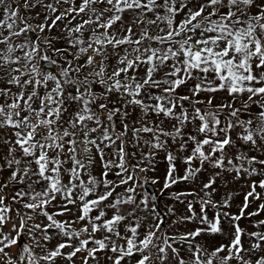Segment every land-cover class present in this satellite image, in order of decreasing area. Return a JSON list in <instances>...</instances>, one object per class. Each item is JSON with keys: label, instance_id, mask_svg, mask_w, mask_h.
Segmentation results:
<instances>
[{"label": "snow or ice", "instance_id": "1", "mask_svg": "<svg viewBox=\"0 0 264 264\" xmlns=\"http://www.w3.org/2000/svg\"><path fill=\"white\" fill-rule=\"evenodd\" d=\"M262 215L264 0H0V264H264Z\"/></svg>", "mask_w": 264, "mask_h": 264}, {"label": "rangeland", "instance_id": "2", "mask_svg": "<svg viewBox=\"0 0 264 264\" xmlns=\"http://www.w3.org/2000/svg\"><path fill=\"white\" fill-rule=\"evenodd\" d=\"M51 67V66H49ZM180 91L183 93L186 91V89L182 88L180 89ZM219 102V101H217ZM252 154H258L256 152H253ZM179 165V162H178ZM166 167H167V162L164 161L163 159V153L160 154L159 156V162L157 164V169L155 173H148V175L151 176H155L157 178L160 179V183L153 186L156 190V193L160 196L159 200H158V205H159V209L161 210V212H163L165 210L166 206H174L177 210V214L180 215L182 214L185 209L184 206L177 203L176 201L170 199V194L172 192H180V191H187L190 190L191 185L190 184H179L176 186H173V188L169 189V190H165V191H161V189L163 188V178L166 172ZM180 167L182 168V165H180ZM207 168V165L205 166ZM212 169H208V171L206 172H202L199 176V181H204L206 182L209 174L212 172ZM6 175V174H5ZM253 179H256V177H253ZM244 185V181L241 180L239 182H235L232 180L231 176L224 174L222 175L221 178H218L216 181V185L215 187L217 188V194H216V198H222L225 196V194L231 192L233 193V211L235 212L237 210V207L241 205L243 196L240 195V191L242 186ZM259 191V189H258ZM255 208V204L253 205L252 208H250L248 211H251ZM260 218H264V215H262L261 217H257L255 219H260ZM60 219H63L62 217ZM170 223V222H169ZM240 226L242 228H248L249 231H251V227L249 225V221L247 219L242 220L240 222ZM189 229L193 228L194 225L189 224L187 226ZM182 231L184 229H181ZM226 237H217L216 240L220 241V242H226ZM55 243V241H53V244ZM12 252H15V249L11 250Z\"/></svg>", "mask_w": 264, "mask_h": 264}, {"label": "water", "instance_id": "3", "mask_svg": "<svg viewBox=\"0 0 264 264\" xmlns=\"http://www.w3.org/2000/svg\"><path fill=\"white\" fill-rule=\"evenodd\" d=\"M148 191H149V192H152V193H155V194L157 195V197H158V200H159V197H160V196L156 193V190H155L154 187L149 188ZM158 207H159V205H158Z\"/></svg>", "mask_w": 264, "mask_h": 264}]
</instances>
